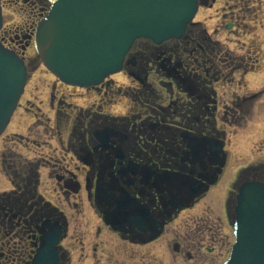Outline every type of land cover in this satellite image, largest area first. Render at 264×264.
<instances>
[{
    "label": "flooded vegetation",
    "instance_id": "af4514ba",
    "mask_svg": "<svg viewBox=\"0 0 264 264\" xmlns=\"http://www.w3.org/2000/svg\"><path fill=\"white\" fill-rule=\"evenodd\" d=\"M23 1L35 14L0 36L26 59L31 30L50 3ZM251 1L199 0L184 35L133 43L122 71L131 81L120 84L111 75L86 87L100 94V103L57 122V138L23 140L41 152L34 158L18 152L17 167L7 165L12 187L0 192V264H74L71 241L83 257L91 251L97 264H200L211 258L208 242L222 237L213 232L206 241L194 226L206 219L207 200L228 171L225 126L233 124L231 113L263 94L248 83L261 60L259 47L231 37L264 27L244 19L253 8L257 16L263 12L264 0ZM116 97L120 107L110 109ZM52 141L60 152L56 160L41 155ZM42 168H50L58 198L42 188ZM260 175L243 178L223 199L233 236L238 189L249 180L264 181ZM88 207L97 216V241L87 246L88 223L74 215ZM193 210L199 212L186 217Z\"/></svg>",
    "mask_w": 264,
    "mask_h": 264
},
{
    "label": "water",
    "instance_id": "95a60500",
    "mask_svg": "<svg viewBox=\"0 0 264 264\" xmlns=\"http://www.w3.org/2000/svg\"><path fill=\"white\" fill-rule=\"evenodd\" d=\"M0 0V30L3 7ZM38 23L35 48L44 64L69 84L91 86L123 69L136 38L180 37L199 0H50ZM25 60L0 40V136L25 91ZM237 240L225 264H264V182L240 188L234 223Z\"/></svg>",
    "mask_w": 264,
    "mask_h": 264
},
{
    "label": "rangeland",
    "instance_id": "374dc122",
    "mask_svg": "<svg viewBox=\"0 0 264 264\" xmlns=\"http://www.w3.org/2000/svg\"><path fill=\"white\" fill-rule=\"evenodd\" d=\"M255 1V0H253ZM253 1L250 3L253 4ZM48 5V3H46ZM254 6L256 4H253ZM4 6V24L3 30H9L12 27L19 26L31 15L35 14L36 10H31L29 4L23 0H3ZM47 7V6H46ZM48 9V8H46ZM28 16V17H27ZM208 15L206 17L207 24L209 25ZM198 18H201L200 16ZM244 18V17H243ZM250 24L259 25L261 21L264 22V9L263 12L257 16L256 10L253 8L251 12L246 14L244 18ZM41 21L39 19L31 31H35L37 24ZM209 27H212L209 25ZM228 34V33H225ZM225 39V36H221ZM232 39L237 40L240 38L242 42L237 41V44L246 42L247 46L251 44L254 47H259L260 62L249 72L248 83L249 86L257 87V90L263 89V94L258 99L249 100L242 111L234 114L231 113L229 119L233 124L225 126L227 129V149L229 153V167L223 181L220 182L214 189V193L210 195L207 200L208 207L207 213L204 214L206 219L201 220L197 224L196 230L202 229L200 232L201 237L206 241L214 236L222 237L221 241L216 240V243L208 242V246L214 247V253L211 254L210 259H202L200 264H222L229 254V249L235 241L232 227L227 222V213L223 214V199L230 191H234L236 186L243 178H251L257 174L264 178V27L253 28L240 35L232 34ZM237 38V39H236ZM262 43V44H261ZM254 51V49H253ZM259 57V54H258ZM26 62L29 68V79L25 93L23 94L20 104L11 120V124L0 137V192L8 190L12 187V171L9 172L7 165L16 166L18 162V152L23 153L24 157L34 158L39 155V151H33V146H23L27 138H41L47 139L58 135L56 133V123L65 122L66 116L75 118L82 110V108L95 103H100V94L90 89L81 88L73 85H67L61 82L43 63L41 57L38 55L33 45L26 51ZM248 66H251L248 64ZM118 72L114 75L117 83L122 84V81H131L124 72ZM251 76V77H250ZM133 84H138L133 82ZM237 89H235L236 91ZM250 91V90H249ZM52 95H55V101H52ZM114 105H110V109L116 110L119 106L118 100ZM118 104V105H117ZM120 107V106H119ZM61 108L63 112H59ZM235 118V119H234ZM51 146H47L43 151L48 158L56 160L60 157V152L56 151L57 145L52 141ZM14 149L13 151H8ZM5 159L6 161H4ZM21 160V158H20ZM50 168H42V188L51 197L58 198L56 190V181L47 175ZM240 169H243L240 171ZM245 172V174L243 173ZM243 173V174H242ZM248 176V177H246ZM235 177H237L235 179ZM229 195V194H228ZM230 198V196H229ZM199 212V211H198ZM197 210L189 211L186 217L194 216L198 213ZM81 217L88 224L85 226L84 234L86 245H90L97 241V237L93 231L96 223V215L89 207L85 214L74 217ZM222 218H219L221 217ZM203 217V218H204ZM206 228V230L204 229ZM212 228V230H210ZM82 230V229H81ZM193 236L195 235L190 232ZM197 238V237H196ZM70 246L74 250V264H97L96 258L91 251L86 252L87 256H82V249L79 243L75 241L70 242ZM88 250V248H87ZM86 250V251H87ZM213 256V257H212Z\"/></svg>",
    "mask_w": 264,
    "mask_h": 264
}]
</instances>
